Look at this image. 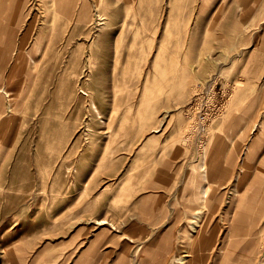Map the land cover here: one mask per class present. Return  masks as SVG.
<instances>
[{
	"label": "rangeland",
	"instance_id": "374dc122",
	"mask_svg": "<svg viewBox=\"0 0 264 264\" xmlns=\"http://www.w3.org/2000/svg\"><path fill=\"white\" fill-rule=\"evenodd\" d=\"M105 1L114 3L103 8L112 26L95 65L87 67L74 17L57 15L42 41L51 13L33 0L17 38L36 14L30 55L0 69V95H15L11 116L0 117V264H128L148 236L147 251L164 239L193 247L186 264H264V195L249 186L264 162V0ZM167 22L172 57L200 60L201 81L180 95L169 87L142 126L145 82L167 74L153 67ZM136 29L139 40L153 38L144 51ZM100 219L117 231L98 230Z\"/></svg>",
	"mask_w": 264,
	"mask_h": 264
},
{
	"label": "bare ground",
	"instance_id": "6f19581e",
	"mask_svg": "<svg viewBox=\"0 0 264 264\" xmlns=\"http://www.w3.org/2000/svg\"><path fill=\"white\" fill-rule=\"evenodd\" d=\"M32 1L33 0H15V2L12 4L13 6L11 4H8V6L6 7L5 3L7 2V0H0V69L5 68V66H7V64L12 59L14 62V66L16 67L19 64V62L22 59H24V57H29V55H30V52L27 51V49H26V44L28 41V37L32 35V30L36 26V21L38 18L36 14L33 17L32 23L29 25L30 27L27 30L25 37H23L19 42H18L17 38L19 37L20 29L27 23V19L30 17V15L33 12V7H32L33 2ZM45 1H47L46 5L49 4V6H47V11L49 13H51V15H50L51 19L49 21L51 28L48 27L45 29L42 41L45 39L44 35L47 36L49 33L51 35L53 34V32H54L53 28H54L55 20L57 19V15H62L65 17H68V16L74 17L75 18L74 19V25H73L74 36L77 34L79 39H83L84 42L87 43V52H86L87 67L89 68V67L95 65L97 63L98 58L95 57V54H94L95 49L94 48L100 47V43L103 41V37L105 34L104 31L111 28L110 27L111 23L109 24V21L105 18V12L103 11V8L107 5L112 6L114 3L111 2V4H110L109 2H107L105 0H97V3L94 4V6H92L90 4L89 0H45ZM66 1H70L69 3L73 5V9H72L71 14L66 13V11H67L66 9H71L70 6L69 7L66 6L67 4L64 5V3ZM114 2H115V0H114ZM126 17L128 18V14ZM126 17H125V21L124 22L122 21L123 24L121 23L123 26L126 25V23H125L127 21ZM170 27H171L170 22H167L165 29H164V34H163L161 40H159L158 51H156L157 55H156L155 60L153 62V67L155 66L156 68H158L159 66L162 65V69H164L167 74L163 77V79H157V81L154 85H152L151 79H149V80L147 79L145 82L144 93H143V97L141 99V104L139 106V111H140V115H141V119H142V122H141L142 126L145 124H149L156 119L157 112H158V105L161 104L162 101H164L170 95L169 91H168L169 87L174 89L175 91H177V93L180 95V94H183L185 92L188 93L190 91L188 87H191L193 85L192 86V88H193L194 86L197 85V82H194L192 80L196 79L198 81H201V80L197 79L198 78L197 77V70H196L195 66H193L194 63H197V64L200 63V60L198 62H195L194 60H193V62H190L189 60H187L185 63H182L179 61L178 57H176V58L172 57V52L170 50L169 45H170V40L175 35V30H171ZM144 29H145V27H144ZM144 31H148V29H145ZM156 31H157V29L155 28V29H152L151 32L154 35L156 33ZM142 34L143 33H142L141 29H136L133 36H134L135 42H138V44L141 41L140 49L142 51H144V46H145L144 41L152 42L153 38H147V40L146 39L139 40L140 38H142ZM42 41L40 40V41L36 42L34 44L33 50L34 49L36 51L39 50L38 48H39L40 44H42ZM13 45H15L16 48H14ZM203 53H204V51H203ZM161 55H164L167 58L162 60V59H160L162 57ZM199 55H202V52ZM170 70H172L175 74L174 80H171L168 78V73ZM4 73H5V71H4ZM1 83H2V81H1ZM171 83H173L172 86H171ZM198 85L201 86V85H204V83L202 84V82H201ZM202 88L203 87H201V90H202ZM197 92H199V91H197ZM1 93H3V94L0 95V117H10L11 113H12L13 106L15 104L14 103L15 95H14V93H12L11 91H8L6 89H3L1 91ZM82 93L87 94L84 90L82 91ZM89 95L92 96V97H90L91 106L89 108V111H91V112L93 111V112L99 114L100 111H99V108L95 102L94 93H90ZM195 95H196V93H195ZM5 97L8 98V104L9 105L7 107L4 106V102H3V99ZM205 119L206 118L204 117L203 120H205ZM162 120H164V118ZM203 120H201V121H203ZM198 121H199V119H198ZM208 121H210V120H208ZM162 122L163 121H161V123ZM205 122H207V119ZM194 125L195 124H193V126ZM203 127H205V126H203ZM138 129H140V128H138ZM188 129H189V127H188ZM154 130H156V129H154ZM259 130L262 132L263 127L261 126L259 128ZM256 131H257V129H256ZM114 137H115V135H114ZM114 137H112V138L114 139ZM202 192H203L204 198H207L209 196L208 187H204ZM192 199L195 201V203L198 202L195 198H191V200ZM193 218L196 219V221H194V224H192L191 227L193 228L194 231L195 230L198 231L197 226L200 223L199 222L200 212L199 213L195 212ZM96 223L98 226V228H97L98 230L101 227H103L107 224H110L112 229L117 231V227L109 219H102V220L100 219ZM201 226L199 225V228ZM170 233H171V231H170ZM181 234L183 235V233H181ZM245 235H247V234L245 233ZM183 237H184V235H183ZM185 237H186V235H185ZM188 237L190 240H193L192 237H190V236H188ZM179 238H180V236H179ZM150 239H151V237L148 236L145 239L144 243H140L137 245L136 250H135V254H133V259L128 264H186L188 262L187 258L191 257V255L194 254V251L192 250L193 247H192V249L186 248L185 250L181 251L180 249L175 248V246H176L175 242H172V241H170V242L166 241L165 242V239L163 240L162 243H159V246L153 247L152 249H148V251H147V249H145V242L149 243ZM180 240H182V238H180ZM150 245H152V244H150ZM122 250H123V248H122ZM129 251H130V249H129ZM143 252H145V253L148 252V257L150 258L148 261H146L143 258V255H142Z\"/></svg>",
	"mask_w": 264,
	"mask_h": 264
},
{
	"label": "crops",
	"instance_id": "0c3cea01",
	"mask_svg": "<svg viewBox=\"0 0 264 264\" xmlns=\"http://www.w3.org/2000/svg\"><path fill=\"white\" fill-rule=\"evenodd\" d=\"M259 171L262 172L260 175H258L257 177H255L254 179H252L251 183L249 184V186L251 185H257L259 190V195H264V162H261L259 164ZM241 200V199H240ZM254 206H249L248 210L252 211L251 209ZM250 208V209H249Z\"/></svg>",
	"mask_w": 264,
	"mask_h": 264
}]
</instances>
